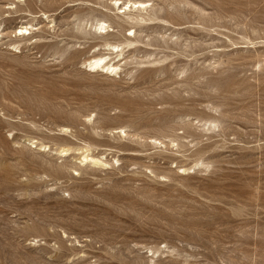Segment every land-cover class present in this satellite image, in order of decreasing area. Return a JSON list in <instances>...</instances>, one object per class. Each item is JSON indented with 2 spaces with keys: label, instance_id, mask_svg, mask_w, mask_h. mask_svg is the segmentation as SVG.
<instances>
[{
  "label": "rangeland",
  "instance_id": "obj_1",
  "mask_svg": "<svg viewBox=\"0 0 264 264\" xmlns=\"http://www.w3.org/2000/svg\"><path fill=\"white\" fill-rule=\"evenodd\" d=\"M119 1L0 0V264H264V0Z\"/></svg>",
  "mask_w": 264,
  "mask_h": 264
},
{
  "label": "bare ground",
  "instance_id": "obj_2",
  "mask_svg": "<svg viewBox=\"0 0 264 264\" xmlns=\"http://www.w3.org/2000/svg\"><path fill=\"white\" fill-rule=\"evenodd\" d=\"M112 2L111 3H113L112 5L115 7V6H118V4H119V0H111ZM132 3V2H131ZM122 4V3H121ZM126 4V3H125ZM125 4H123L122 6H125ZM128 4V3H127ZM136 4H137V6H136ZM136 6V7H135ZM148 6V5H147ZM147 6H145V3H137L136 1L135 2H133L132 3V7H134L135 9H137L140 13L141 12H145V11H147ZM149 7V6H148ZM119 8V7H118ZM125 8H127V9H124L122 12H120L119 14H125V12H126V10L127 11H129L130 10V7H125ZM119 9H121V8H119ZM132 9V8H131ZM114 13V12H113ZM146 13H148V12H146ZM119 14H117L116 16H115V18L117 19V18H119ZM108 15V14H107ZM110 15V14H109ZM105 16H106V14H105ZM86 19V18H85ZM90 19V18H89ZM122 19V18H121ZM94 23H89V25L91 26V28H94L97 32H99V35L100 34H102V33H105L107 30H106V28H107V24H108V21L107 20H105V19H100V18H95L94 20ZM81 23L83 24V22H80V25L78 26V28H79V30H83L84 29V27H85V25H86V23H85V25H81ZM88 24V23H87ZM88 27V26H87ZM110 27V26H109ZM77 28V27H76ZM91 30V29H90ZM106 30V31H105ZM89 31V30H88ZM27 32V29L26 28H20V32L18 33V35H25V33ZM95 32V31H94ZM82 33V32H81ZM104 36V35H103ZM129 37V36H128ZM139 37V36H138ZM123 38V37H122ZM136 38V37H135ZM137 39V38H136ZM126 40V39H125ZM129 40V39H128ZM130 41V40H129ZM128 41V42H129ZM126 42V41H125ZM127 42V43H128ZM132 42V41H131ZM121 43V42H120ZM123 43V42H122ZM110 45V44H109ZM116 45V44H115ZM120 45V44H119ZM125 45V44H124ZM128 45H129V43H128ZM131 45V44H130ZM108 47V46H107ZM117 47H115V46H113L112 47V50L113 49H116ZM125 48H127V47H125ZM110 50H111V47H110ZM115 51V50H114ZM119 50L118 49H116V54L117 53H119L120 55L122 54L121 52H122V50H120L119 52H118ZM113 53V52H112ZM111 54V53H110ZM114 54V53H113ZM115 54V55H116ZM110 62V61H109ZM87 68L88 69H90V70H95V69H105L106 70V72H110V73H112V72H114L115 70H116V67L114 66V65H112L111 63L109 64L108 62H106V58H104V57H99V58H94L91 62L89 61L88 63H87ZM122 130H124V129H122ZM125 132V131H124ZM126 134V133H125ZM88 151V150H87ZM67 151L66 150H62L61 149V151L59 152V155L61 156H63V154H65ZM90 155H93V154H90ZM65 156V155H64ZM88 156H89V153H88V155L87 156H84L83 157V159L84 160H87V158H88ZM91 157V156H90ZM81 158V157H80ZM96 158V157H95ZM89 159V158H88ZM91 159H93V158H91ZM97 159V158H96ZM95 159V160H96ZM104 162H105V160H103ZM102 162V161H101Z\"/></svg>",
  "mask_w": 264,
  "mask_h": 264
}]
</instances>
